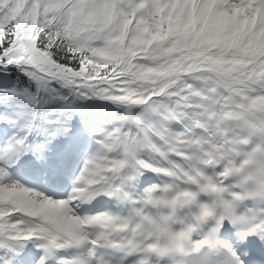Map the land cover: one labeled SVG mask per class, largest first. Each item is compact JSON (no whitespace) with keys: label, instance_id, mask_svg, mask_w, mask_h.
<instances>
[{"label":"snow or ice","instance_id":"1","mask_svg":"<svg viewBox=\"0 0 264 264\" xmlns=\"http://www.w3.org/2000/svg\"><path fill=\"white\" fill-rule=\"evenodd\" d=\"M0 264H264V0H0Z\"/></svg>","mask_w":264,"mask_h":264}]
</instances>
